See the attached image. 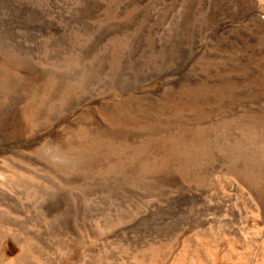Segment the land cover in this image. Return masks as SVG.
<instances>
[{
    "label": "rangeland",
    "instance_id": "374dc122",
    "mask_svg": "<svg viewBox=\"0 0 264 264\" xmlns=\"http://www.w3.org/2000/svg\"><path fill=\"white\" fill-rule=\"evenodd\" d=\"M251 1L0 0L7 257L20 254L21 234L42 264L71 248L79 264H116L130 252L120 229L205 216L239 236L249 195L264 191V0ZM196 92L232 100L177 112Z\"/></svg>",
    "mask_w": 264,
    "mask_h": 264
},
{
    "label": "bare ground",
    "instance_id": "6f19581e",
    "mask_svg": "<svg viewBox=\"0 0 264 264\" xmlns=\"http://www.w3.org/2000/svg\"><path fill=\"white\" fill-rule=\"evenodd\" d=\"M113 1H118V0H112V2ZM235 1L238 2L239 4L245 3V0H235ZM250 2H252V1L250 0ZM252 3H254V1ZM226 4L227 3L224 2V3L220 4V7H224V6H226ZM150 5H152V4H150ZM235 5H236V3H235ZM249 5H252V4H249ZM118 10H119V7H118ZM148 13H149V11H148ZM215 16H213V17H215ZM119 19H121V18H119ZM213 20H215V19H213ZM260 20H263V18ZM144 23H146V22H144ZM262 25H263V23H262ZM263 27H264V25H263ZM71 52H73V51H71ZM202 72H203V70H202ZM202 72H200V73H202ZM250 75H251V73H250ZM208 81L206 83H208ZM255 82H256V80H255ZM52 83H53L52 81H49V83H48L49 87L52 85ZM250 85H251V83H250ZM205 87H206V85H205ZM227 87H229V86H227ZM202 90L203 89H201V91ZM204 92H206V91H204ZM204 92L203 93L196 92L195 94L191 95V96H193L192 98H190L191 101H190V99L188 100V98L187 99L183 98L184 99L183 103L179 104V106L175 107L178 110L177 112H179L180 110H184L185 112L188 111L189 114H192V113L195 114L197 112H204V111H208V110L214 111L215 109H221L220 107H222L223 105L228 103L230 100H232L228 96H223V93L218 94V95L215 94L216 98L210 99V98L206 97L207 93L205 94ZM232 102H234V101H232ZM170 109H173V107L171 106ZM181 113H182V111H181ZM180 116H179V118H180ZM179 118H177V121H179ZM204 118L205 117H203L202 119H204ZM219 118H221V117H219ZM205 121H204V123H205ZM200 122L202 123V120ZM189 124H190V122H189ZM205 124H203V125H205ZM175 125L177 126L176 123H175ZM207 126H206V128H208ZM184 127H186V125ZM190 127L187 126L186 128H189V130H190L192 128V127L191 128ZM249 130H251V129H249ZM183 131H185V130H183ZM186 133H187V131H186ZM190 133H192V132H190ZM84 137H85L84 135H81L80 139H78V142L79 143L83 142L86 139ZM162 141H163V144L165 147H168V148L171 147V145H172L171 141L172 140L170 138H166L165 140L162 139ZM194 141H195V139H194ZM84 143H85V141H84ZM222 144H224V143H222ZM176 145H177V143H176ZM247 156H248V154H247ZM169 157L172 159H175V157L173 155H170ZM217 159L221 160L220 155L217 156ZM148 160H150V159H148ZM216 164H217V166H222L221 163L215 162L214 165H212L213 168L216 167L215 166ZM237 165H238V163L235 164V167ZM132 166H133V164H132ZM238 166L240 167V165H238ZM195 168H196V171L200 172V171H202L208 167H207L206 163H203L201 165H198ZM145 175H148V174H145ZM258 185L259 184H257V187H259ZM215 188H216V186H215ZM256 194L257 195H249V197H251V199H252L253 205H251L252 207L250 210H248V209H247L248 211L244 210V211H246V214L243 217V221H244L243 225L244 226H241V228H239V229H233L234 232L236 231L239 233L238 237H233V236H231V234L230 235L226 234V232H227L226 229H222L221 226L219 228H217V227L214 228V227H212L213 225L210 226L211 223L209 220L206 219V216H205V218L203 217V219L202 218L200 219V225L185 224V225H174V226L147 228V229H135V230L131 229V228H123V229L119 230L118 234L120 236H123V237L128 236V238H125L124 244H120V245L122 247L124 246V247H127L128 249H130V252L127 253L129 255H127L124 258L119 257L116 264H264V191L260 190V188H258V189H256ZM221 196H222V194H221ZM235 198L236 197H234V199ZM218 202H220V201H218ZM221 202H222V204H221V207L219 210H222L223 212H225V211L227 212L228 209L230 208V206L233 205V204L229 205L228 204L229 200H227V199H224V200L222 199ZM197 208H198V206H197ZM199 208H201V207H199ZM241 214H242V212H241ZM239 219H242V218H239ZM198 224H199V222H198ZM89 230L90 231H86L85 235L83 236L86 238L84 240L89 241V238L94 236V233H93L94 231L92 229H89ZM243 233H244V235H243ZM232 235H234V234H232ZM3 238L4 237L3 236L1 237V235H0V264H27L26 261L28 258L34 260L36 262V264H42L40 262L38 256H32L33 254H31V248L34 246H33V243L28 241V237L21 235V234L14 235L13 239L16 241V243L18 244L19 249H20V254L14 258L7 257L3 253V247H2ZM55 252H56L55 254L57 255V258H55L54 260L52 259L53 261L49 262V264H79L80 263V261L77 259L76 255H75L78 252L75 248H73V249L71 248L70 250L64 251L63 253H60L61 251L59 249H55Z\"/></svg>",
    "mask_w": 264,
    "mask_h": 264
}]
</instances>
